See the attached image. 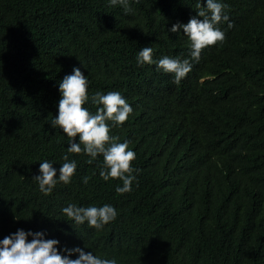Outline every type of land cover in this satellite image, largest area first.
<instances>
[{
  "label": "trees",
  "instance_id": "1",
  "mask_svg": "<svg viewBox=\"0 0 264 264\" xmlns=\"http://www.w3.org/2000/svg\"><path fill=\"white\" fill-rule=\"evenodd\" d=\"M219 2L226 39L196 62L182 29H169L206 0H129V14L109 0H0V240L43 232L63 254L80 247L117 264H264V0ZM146 46L153 64L138 65ZM163 56L192 63L179 85L157 68ZM74 67L89 97L119 91L133 109L111 127L136 153L128 193L100 177L102 156L89 164L83 152L68 154L71 183L44 195L34 179L44 160L58 179L67 154L69 138L49 122ZM69 204L118 215L97 231L68 220Z\"/></svg>",
  "mask_w": 264,
  "mask_h": 264
},
{
  "label": "clouds",
  "instance_id": "2",
  "mask_svg": "<svg viewBox=\"0 0 264 264\" xmlns=\"http://www.w3.org/2000/svg\"><path fill=\"white\" fill-rule=\"evenodd\" d=\"M136 2L139 3V0ZM109 3L111 6L121 5L125 14L134 11L129 0H109ZM225 8L226 5L219 0H206V6L199 8L196 16L191 17L187 23L177 22L169 29L173 33H178L182 29L188 37L192 60L198 62L204 48L223 43L226 39L225 32L218 27L220 23L229 21ZM232 26L229 22L228 27ZM137 63L153 64V49L147 46L141 48L137 55ZM156 65L164 73L173 74V82L177 85L192 69V63L188 59L171 56H163ZM59 91L61 98L58 103V114L49 123L52 128L59 127L67 135L69 146L67 154L63 156L64 162L59 168L58 179L57 169L53 167L52 162L44 160L40 163V175L34 176L40 192L49 195L58 182L65 185L71 183L77 163L75 160H69L68 154L82 152L90 157L89 164L98 156H102L103 164L99 166L100 177L104 181L109 179L122 181V186L116 187L118 194L130 192L136 179L133 173L139 171L132 166L136 153L129 149L127 140L119 142V137L111 134V127L123 125L132 113V107L119 91H108L106 94L97 91L89 97L87 76L79 67H74L72 74L62 79ZM89 100L97 106L95 113L85 107ZM90 179L89 176L82 177L84 184ZM62 212L75 224L82 225L87 222L90 228L97 231L114 221L118 215L117 210L109 204L88 207L69 204ZM29 236L32 237L31 240L28 239ZM59 243L57 239H45L43 232H26L18 229L0 240V264H117L114 258H101L92 252H85L80 247L65 248L63 252L67 254H63L57 247ZM73 253H78V257L72 259Z\"/></svg>",
  "mask_w": 264,
  "mask_h": 264
}]
</instances>
